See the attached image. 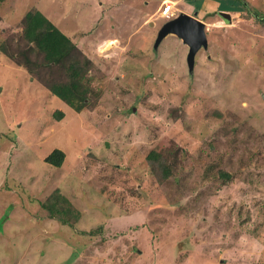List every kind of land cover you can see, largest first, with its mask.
<instances>
[{
	"label": "rangeland",
	"instance_id": "374dc122",
	"mask_svg": "<svg viewBox=\"0 0 264 264\" xmlns=\"http://www.w3.org/2000/svg\"><path fill=\"white\" fill-rule=\"evenodd\" d=\"M167 3L207 23L192 68L177 35L156 44ZM35 8L106 39L80 111L17 62ZM56 192L75 227L44 208ZM0 264H264V0H0Z\"/></svg>",
	"mask_w": 264,
	"mask_h": 264
},
{
	"label": "trees",
	"instance_id": "16d2710c",
	"mask_svg": "<svg viewBox=\"0 0 264 264\" xmlns=\"http://www.w3.org/2000/svg\"><path fill=\"white\" fill-rule=\"evenodd\" d=\"M239 1L244 3V0ZM23 24L22 38L25 44L24 48L20 47L19 53L24 58V61H16L26 67L32 77H39L38 79H41V82L46 85L51 93L58 96L72 108L80 111L85 107L87 89L90 90L89 85H85L84 81L88 76V69L93 60L38 8L26 13L23 18ZM2 47L5 49L4 46ZM5 50L6 55L12 59L15 58L16 54L9 53L7 49ZM33 54L38 55L39 59H33L31 57ZM60 69L65 74L66 80L57 81L56 78L48 80L45 77L46 75L55 74ZM56 114L58 119H61L64 113L58 110ZM148 157L152 160L154 173L158 174L161 179H166L173 174L174 167L162 157L161 152L152 151ZM64 159V152L60 149H55L45 158V161L60 167ZM220 176L226 180L231 178L230 173L223 170L220 172ZM43 206L51 218H56L62 224L75 227L79 214H75L68 198L60 192L53 194ZM67 213H73L74 217L70 218Z\"/></svg>",
	"mask_w": 264,
	"mask_h": 264
},
{
	"label": "water",
	"instance_id": "95a60500",
	"mask_svg": "<svg viewBox=\"0 0 264 264\" xmlns=\"http://www.w3.org/2000/svg\"><path fill=\"white\" fill-rule=\"evenodd\" d=\"M169 34L177 35L189 46L188 62L192 68L197 51L208 44L206 23L194 15L182 12L178 17L171 19L162 26L156 44L161 43L163 38Z\"/></svg>",
	"mask_w": 264,
	"mask_h": 264
},
{
	"label": "crops",
	"instance_id": "0c3cea01",
	"mask_svg": "<svg viewBox=\"0 0 264 264\" xmlns=\"http://www.w3.org/2000/svg\"><path fill=\"white\" fill-rule=\"evenodd\" d=\"M8 0H6V2H7ZM114 5L115 4H113L112 5V7H110L107 11H106V14L107 15H110V13H111V10H112V8L114 7ZM115 6H117V4L115 5ZM54 22V21H53ZM55 23V22H54ZM56 24V23H55ZM151 24H154V23H151ZM57 25V24H56ZM155 25V24H154ZM58 26V25H57ZM59 27V26H58ZM60 28V27H59ZM61 29V28H60ZM99 29V28H98ZM62 30V29H61ZM63 31V30H62ZM99 31L100 30H98L97 31V34L99 33ZM64 32V31H63ZM93 32V31H92ZM91 32V33H92ZM86 33V32H85ZM91 33L89 34V35H87L86 37L85 36H80V39H82V37H84V39L81 41V48L86 52V53H88L87 52V50L85 49L86 47L87 48H90V46L92 45V46H96L97 45V48L98 47H100L99 45L101 44V43H103V42H105L106 41V39H103L102 40V42L100 43L99 41L100 40H98V38H94V35L95 34H93L92 36H91ZM66 34V33H65ZM170 35V34H169ZM69 36V35H68ZM168 36V35H167ZM166 36V37H167ZM70 37V36H69ZM71 38V37H70ZM98 40V41H97ZM110 40V39H109ZM91 54V53H90ZM89 54V55H90ZM90 56H92V54L90 55Z\"/></svg>",
	"mask_w": 264,
	"mask_h": 264
},
{
	"label": "bare ground",
	"instance_id": "6f19581e",
	"mask_svg": "<svg viewBox=\"0 0 264 264\" xmlns=\"http://www.w3.org/2000/svg\"><path fill=\"white\" fill-rule=\"evenodd\" d=\"M176 10V9H175ZM174 10V6H172V12H173V14H171L170 16L174 19V18H176V16H178L177 15V13H176V11ZM220 12H222L223 13V10L222 11H220ZM188 14H190V13H188ZM226 16H225V21L228 23H232V20H233V16H232V14L230 13V12H228V11H226ZM192 15V14H191ZM194 16H196V15H194ZM197 18H199L198 16H196ZM229 17H230V19H229ZM200 19V18H199ZM202 20V19H201ZM204 21V20H203ZM205 22V21H204ZM206 23V22H205ZM207 23H206V33H207ZM242 41V40H241ZM243 43V42H242Z\"/></svg>",
	"mask_w": 264,
	"mask_h": 264
},
{
	"label": "built area",
	"instance_id": "2783aa9c",
	"mask_svg": "<svg viewBox=\"0 0 264 264\" xmlns=\"http://www.w3.org/2000/svg\"><path fill=\"white\" fill-rule=\"evenodd\" d=\"M172 6V4L167 3L162 11V15L170 16L171 14H173Z\"/></svg>",
	"mask_w": 264,
	"mask_h": 264
},
{
	"label": "flooded vegetation",
	"instance_id": "af4514ba",
	"mask_svg": "<svg viewBox=\"0 0 264 264\" xmlns=\"http://www.w3.org/2000/svg\"><path fill=\"white\" fill-rule=\"evenodd\" d=\"M223 13H226V11H223Z\"/></svg>",
	"mask_w": 264,
	"mask_h": 264
}]
</instances>
